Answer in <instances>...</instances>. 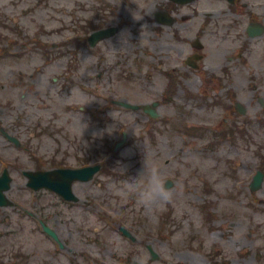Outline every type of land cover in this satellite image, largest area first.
<instances>
[{
    "label": "rangeland",
    "instance_id": "1",
    "mask_svg": "<svg viewBox=\"0 0 264 264\" xmlns=\"http://www.w3.org/2000/svg\"><path fill=\"white\" fill-rule=\"evenodd\" d=\"M248 3L264 26V0ZM164 4L0 0V130L20 143L0 132V172L12 178L11 205L0 208V264H264V181L249 190L255 172L264 173V33L249 38L245 12L221 14L214 0L157 28L154 9ZM108 7L118 48L107 40L91 48L86 37ZM124 29L129 42L118 45ZM195 53L193 70L185 61ZM114 101L157 102L158 116ZM87 161L101 170L73 186L77 203L25 186L23 171ZM151 167L171 187L145 205L137 192Z\"/></svg>",
    "mask_w": 264,
    "mask_h": 264
},
{
    "label": "water",
    "instance_id": "2",
    "mask_svg": "<svg viewBox=\"0 0 264 264\" xmlns=\"http://www.w3.org/2000/svg\"><path fill=\"white\" fill-rule=\"evenodd\" d=\"M111 33L104 34V36H109ZM101 38V36H97L95 39L94 37H91L92 44H94L95 40ZM126 107H130L129 105H125ZM152 114V113H151ZM98 167H94L88 170H80V171H69V170H58V171H51L47 173H39L36 175L33 174H27V176L30 179V182L28 186H30L33 189H38L40 187H46L50 190H53L57 192L59 195L65 197V198H72L70 193V187L71 183L74 180H86L92 176L94 172H96ZM53 176V178H50ZM62 177L66 180L63 181ZM261 182V175L257 174V176L254 178L253 183L251 185L252 189H256L260 187ZM8 189V180L6 179V184L1 185L0 184V205H5L6 200L2 194L3 190ZM74 199V198H73ZM76 200V199H75ZM47 228H45L46 230ZM48 230V229H47Z\"/></svg>",
    "mask_w": 264,
    "mask_h": 264
},
{
    "label": "clouds",
    "instance_id": "3",
    "mask_svg": "<svg viewBox=\"0 0 264 264\" xmlns=\"http://www.w3.org/2000/svg\"><path fill=\"white\" fill-rule=\"evenodd\" d=\"M129 11L133 19H141L144 16L142 13H139L138 10L135 8L130 9ZM150 27L151 25L145 23L141 26V29H143L145 32H148L150 31ZM129 36L130 33L126 29L121 30L117 37L118 45H120L121 42H129ZM107 43L110 44L114 50L118 48L117 44L114 43L111 38H107ZM109 127L104 130H101L99 134L107 132V129ZM143 175L144 183L137 192L138 200L145 205H151L157 200L166 199L169 193L168 188L165 186V183L162 179L161 171L156 167H151L145 170L143 172Z\"/></svg>",
    "mask_w": 264,
    "mask_h": 264
},
{
    "label": "flooded vegetation",
    "instance_id": "4",
    "mask_svg": "<svg viewBox=\"0 0 264 264\" xmlns=\"http://www.w3.org/2000/svg\"><path fill=\"white\" fill-rule=\"evenodd\" d=\"M197 1H199V0H195L194 2H192L189 6H187V9H191V10L198 9V7L194 6L195 3H197ZM251 1H253V0H232L230 3L227 0H214V5H216L218 7L217 10L220 12L223 10L224 7L227 8L228 12H234V13H238V14H244L243 11H246L245 14L249 18V23L246 24V29H247L249 25L254 24V19L256 18L255 16L251 15L247 11V10L253 9V7L250 6L248 3ZM161 7H163L162 9H164L166 12H168V13L171 12L172 14H174L176 11L179 12L178 10H180V8H184V7L180 6L179 4H177L176 2H174L173 0H165V4L162 5ZM203 13L207 14V18L212 17L211 11H207V10L203 9ZM221 14H222V12H221ZM172 22H173L172 25H174L176 23V19L174 18L172 20Z\"/></svg>",
    "mask_w": 264,
    "mask_h": 264
}]
</instances>
